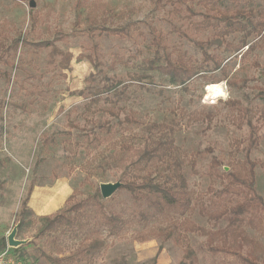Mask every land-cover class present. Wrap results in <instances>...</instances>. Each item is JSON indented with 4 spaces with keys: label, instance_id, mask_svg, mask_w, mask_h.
Returning a JSON list of instances; mask_svg holds the SVG:
<instances>
[{
    "label": "rangeland",
    "instance_id": "obj_1",
    "mask_svg": "<svg viewBox=\"0 0 264 264\" xmlns=\"http://www.w3.org/2000/svg\"><path fill=\"white\" fill-rule=\"evenodd\" d=\"M186 3L194 11L215 5L255 19L264 14V0ZM183 5L0 0V251L23 264H245L239 255L264 263V210L253 205L230 223L227 216L252 193L225 189L226 173H247L252 164L264 202V42L230 34L228 43L248 45L231 52L211 44L221 68L205 71L194 46L221 36ZM155 50L201 67L199 75L185 86L157 72H147L152 84L134 78ZM108 78L116 92L104 88ZM211 84L225 96L208 92ZM160 137L180 162L182 184L177 177L169 184L188 208L159 212L123 187L172 175L158 160L135 162L134 149ZM116 182L121 186L103 198L100 185ZM75 201L83 207L65 212L73 228L41 232L47 217ZM13 232L17 246L7 242Z\"/></svg>",
    "mask_w": 264,
    "mask_h": 264
},
{
    "label": "trees",
    "instance_id": "obj_2",
    "mask_svg": "<svg viewBox=\"0 0 264 264\" xmlns=\"http://www.w3.org/2000/svg\"><path fill=\"white\" fill-rule=\"evenodd\" d=\"M173 4V2L177 1L178 6L181 8V2L184 4V8L195 16L201 18V22L204 27H211L214 30H217L220 33L221 38H216L214 40L209 41H198L196 42L194 48L197 52L199 49L202 54V60L206 63L205 71L209 64L214 65V69L221 68V62L218 60L217 55L214 53H209L207 47L211 44H217L216 46H223L227 51H239L242 50L244 46L248 45V43H243L239 45H233L232 43H228L225 39L226 36L233 33H241L244 39L250 37H256L258 41L264 42V14L259 18L255 19L250 11H245L243 9L236 10L231 13H226L221 11L219 8H215L213 5L210 10H197L194 11L189 5H186V0H168ZM221 2L222 0H216ZM216 1L211 0L213 4H216ZM106 30V29H104ZM109 30H107L108 32ZM111 34H120L122 30L120 29H112L109 31ZM108 34V33H105ZM158 45V41L156 39L153 41ZM252 47V45L248 46V49ZM90 62H94V66H97V63L91 59V57L87 56ZM114 62L109 63L108 66L113 68ZM142 70L141 75H136L134 78H137L140 81H147L148 84H152L153 78L147 72H157L162 75L169 77V79L181 86H185L189 81L194 79L199 75L201 71V67H196L194 64L187 63L177 59V61H172L168 57L162 58L161 54L158 50H155L152 57L144 58L140 64ZM200 69V70H199ZM202 78L210 81L211 83L217 81L216 79H210L207 75H202ZM107 83H105L104 88H107L109 91L116 92V83L111 81L108 78ZM231 105L239 106V102L230 101ZM165 128L164 126H162ZM171 142L165 141L160 137L158 140H151L150 143L146 144L142 148L134 149L133 154L136 156L135 162L138 164L144 163L146 166H150L153 164L154 160H158L162 163L167 164L168 167L171 166L172 175H166L164 180H156L153 182L151 177H147L144 179L145 181H141L140 183H135L134 181H129L123 185L124 188H127L128 191L133 194L135 198L147 199L149 203H151L156 210L159 212L164 209H172V208H188V200L184 197L183 193L177 189H175V182L169 184V180L172 178H178L180 181V176L178 174L180 169V162L173 156V150H171ZM168 159H172L173 163L169 162ZM214 167H216L217 162L213 161ZM164 167V166H163ZM165 168V167H164ZM225 177L227 178V185L225 186L226 190L232 189V187L240 186L251 191V197L237 204L233 208V212L227 216V219L230 223H234L238 221L239 216L243 213L247 212L253 205H258L264 210V202L262 198L255 193V173L253 165L250 164L248 167L247 173L244 174L239 172H228ZM182 184V181H180ZM25 204V203H24ZM83 207L82 201H75L68 208L65 209L63 213H56L52 217H47L45 219L44 225L41 226V232L49 231L56 229L59 226H64V228H73L75 225V220L66 215L65 212H77ZM105 219L111 223V221L116 220L114 217L105 216ZM116 223V222H113ZM6 247L5 239L0 240V250ZM239 255V254H238ZM47 259L51 260L53 263H59L60 259L51 258L46 256ZM241 261L245 264H264L263 262H258L254 258L248 255H239Z\"/></svg>",
    "mask_w": 264,
    "mask_h": 264
},
{
    "label": "water",
    "instance_id": "obj_3",
    "mask_svg": "<svg viewBox=\"0 0 264 264\" xmlns=\"http://www.w3.org/2000/svg\"><path fill=\"white\" fill-rule=\"evenodd\" d=\"M30 6L34 7V3L31 1L30 2ZM121 186L120 182H116V183H104L100 185V194L103 198H108L110 197L119 187ZM14 237V232L11 233L8 238H7V242L8 245L10 246H17L19 244L18 241H14L13 240Z\"/></svg>",
    "mask_w": 264,
    "mask_h": 264
},
{
    "label": "built area",
    "instance_id": "obj_4",
    "mask_svg": "<svg viewBox=\"0 0 264 264\" xmlns=\"http://www.w3.org/2000/svg\"><path fill=\"white\" fill-rule=\"evenodd\" d=\"M0 264H23V262L9 253L0 251Z\"/></svg>",
    "mask_w": 264,
    "mask_h": 264
},
{
    "label": "bare ground",
    "instance_id": "obj_5",
    "mask_svg": "<svg viewBox=\"0 0 264 264\" xmlns=\"http://www.w3.org/2000/svg\"><path fill=\"white\" fill-rule=\"evenodd\" d=\"M206 90L213 94L215 97H224L223 89L220 84H211L208 85Z\"/></svg>",
    "mask_w": 264,
    "mask_h": 264
}]
</instances>
